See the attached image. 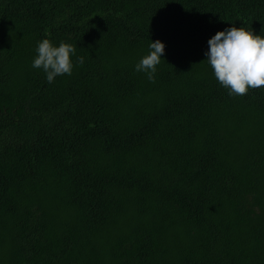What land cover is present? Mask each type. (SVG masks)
<instances>
[{
    "label": "trees",
    "instance_id": "16d2710c",
    "mask_svg": "<svg viewBox=\"0 0 264 264\" xmlns=\"http://www.w3.org/2000/svg\"><path fill=\"white\" fill-rule=\"evenodd\" d=\"M233 26L264 36V0H0V264H264V87L204 62Z\"/></svg>",
    "mask_w": 264,
    "mask_h": 264
},
{
    "label": "clouds",
    "instance_id": "9594fccd",
    "mask_svg": "<svg viewBox=\"0 0 264 264\" xmlns=\"http://www.w3.org/2000/svg\"><path fill=\"white\" fill-rule=\"evenodd\" d=\"M208 45L204 62L210 65L219 84L229 90V95L243 96L249 89L264 87V36L255 35L245 27L233 26L217 32ZM149 49V53L135 65V71L145 73L150 82H155L156 67L162 61L165 45L157 40L150 42ZM36 51L32 67L42 69L49 83H53L57 76L72 74L73 45L62 41L57 47L43 39ZM78 63L83 65V57L78 58Z\"/></svg>",
    "mask_w": 264,
    "mask_h": 264
}]
</instances>
